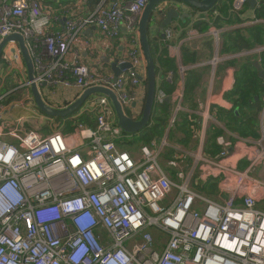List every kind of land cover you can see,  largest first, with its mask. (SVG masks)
Returning <instances> with one entry per match:
<instances>
[{
  "label": "built area",
  "instance_id": "2783aa9c",
  "mask_svg": "<svg viewBox=\"0 0 264 264\" xmlns=\"http://www.w3.org/2000/svg\"><path fill=\"white\" fill-rule=\"evenodd\" d=\"M149 1H104L51 31L52 15L40 0H0V43L12 34L25 38L39 86L79 92L110 87L124 107L135 104L133 117L140 118L148 85L138 24ZM245 2L237 0L235 10ZM90 26L107 40L125 27L132 33L127 74L115 80L101 66L79 62V55L68 57ZM166 33L171 39V30ZM212 34L216 53L208 94L195 92L200 122L194 150L169 143L168 132L184 110L182 87L167 134L159 143L141 145L137 157L117 143L125 132L106 96L95 108L96 129L80 124L73 135L28 132L0 115V264H264V136L256 142L239 138L232 152L225 144L217 157L204 152L215 118L211 109L219 104L213 93L217 68L231 58L220 51L219 31ZM2 58L13 68L24 66L18 42L7 43ZM206 64L180 69L197 71ZM166 98L157 88L156 102ZM211 181L222 196L205 194Z\"/></svg>",
  "mask_w": 264,
  "mask_h": 264
},
{
  "label": "crops",
  "instance_id": "0c3cea01",
  "mask_svg": "<svg viewBox=\"0 0 264 264\" xmlns=\"http://www.w3.org/2000/svg\"><path fill=\"white\" fill-rule=\"evenodd\" d=\"M104 1L112 3L117 0ZM236 1L237 0H222L220 7L216 6L214 11L201 13L196 10H191L190 7H187L186 5H180L175 1L166 0L164 2L167 5L175 6L181 13H189L190 17L186 16L184 20H175L173 24L165 30L161 29L160 20H158V25H153L150 34V40L153 42L154 49L157 53L156 58L158 60V67L160 68L157 75V85L161 86V84L167 82L172 84V86L177 84V87L184 88L186 71L195 72L196 70H186L181 72L180 66L183 65L184 67L190 68L195 63L203 61L207 64L196 71L200 76V81L195 90V92L203 98L208 94L210 61L216 53V43L212 31H219L220 51L222 46H225V40L228 41L226 48L229 49V53H227V55H231V58L224 63L222 62L217 68V80L213 93L217 97L219 104L215 103L212 106L211 113L215 118L209 125L210 127H216L221 130V133H217L213 139L218 144L215 153L220 150V147L224 148L225 144L228 145V149L232 152L234 150L233 146L239 138L256 142L261 140L264 136V77L260 75V70L255 65L256 62H259L264 71V50L260 52L255 51L259 47H264V44H262L264 43V17L258 15V11L261 9L264 0H256L255 4H251L246 0L240 10H235L234 8ZM43 2L44 5H42L45 10L51 14L53 18L49 28L51 31L60 30L68 20H79L92 12V9L88 5L89 0H44ZM224 6V11H221V8ZM226 11L228 14L225 15L224 13ZM215 21L218 23L217 28L212 27L213 22ZM205 24H210L209 26L211 28L205 32L199 31ZM167 30H171L172 32L171 39L167 36ZM182 33H186V37L179 40ZM131 38L132 33L128 31L126 27L118 38L107 40L99 27L90 26L84 29L79 35L77 43L71 47L67 55L69 58L79 55V62L93 64L92 66L99 65L103 68V73L108 69L105 74L114 76L115 73L111 65L112 62L119 61L118 65L126 61L130 62L129 51L131 48ZM209 40L210 42H208ZM186 44H189V47L197 52L198 60L194 63L191 62L184 65L182 62V49ZM244 45L247 46L237 50L234 49L235 47H242ZM248 46L250 47L248 48ZM178 52H180V57L177 55ZM160 57L164 59V61H167L168 59L172 60L170 66H173L174 69L169 70L166 76H164L167 72L166 66L161 62ZM248 63H252L255 68V71L252 70V73L257 74L260 79L258 80L257 85L254 86V89L251 88L253 90V98L251 92L250 95L252 99L248 96L242 103H238L240 107L234 112L235 102L233 97L230 98V95L236 91L234 97L235 99H239V93H241L243 85L247 83L246 80L243 81V75L244 78H247L248 75L254 77L250 71H242V67L249 69L247 66ZM7 67L10 69L9 71L13 69L17 70L21 76L23 75L22 71H24L28 78L25 63L23 67L19 64V68H13L9 65ZM8 69H6V71ZM129 70L130 69H124L122 73L127 74ZM169 74L172 75L171 79L169 78ZM239 81L240 87L238 92L237 87ZM167 87L168 89H171V86L168 85ZM126 89L128 92H132L133 86L130 83H127ZM51 91H56V94L52 95ZM195 92L191 99L188 100V102H184L183 105L184 113L198 116L192 122L193 141L191 142L190 140L186 143V141H184L186 138L185 134L177 128H173L172 133L167 130L164 134L165 136L168 132L169 140L172 143H181L180 145H183L190 150L196 149L198 145L196 134L200 122V115L197 112L198 106L195 103ZM42 93L50 104L56 107H64L73 102L82 92H79L76 88L63 89L61 86H58L57 88L46 86L42 88ZM22 94H24L23 97H17L13 102L9 99L6 102L4 101L3 103H0V115H3L4 117V115L13 111L15 108H25L23 110L27 112V116L31 119L32 126L33 122L37 120H40L43 123V120L47 117L52 119L46 114L39 112L33 103L35 109L39 113L47 116L40 118L37 117L35 109L30 105L31 102H34L30 87H26L25 92ZM5 95L6 94L0 96V101L1 97L4 98ZM99 98V95L91 97L87 101V106L97 109V101ZM171 100L172 99L168 102H171ZM24 101L29 103L27 107L24 106ZM134 106L135 104L128 105V110L127 106L125 107L127 113L131 116H135L136 114L133 110ZM114 120L116 121V117ZM210 132L208 134V140L210 138ZM6 140L10 142L15 141L12 137H7ZM70 142L74 144V139ZM139 144L141 146L142 143ZM119 146L122 147V145ZM126 149L129 150L128 146H126ZM134 155L137 157L139 154ZM162 160L166 163V160Z\"/></svg>",
  "mask_w": 264,
  "mask_h": 264
},
{
  "label": "trees",
  "instance_id": "16d2710c",
  "mask_svg": "<svg viewBox=\"0 0 264 264\" xmlns=\"http://www.w3.org/2000/svg\"><path fill=\"white\" fill-rule=\"evenodd\" d=\"M103 2H104V0H89L88 5L92 9V12H94V10ZM221 2H222V0H220L216 6L220 7ZM106 3L109 4L110 2L109 3L106 2ZM214 8H216V7H214ZM214 8L210 11H214ZM224 9H225V6L221 8V11H224ZM224 14L226 15V14H228V12L226 11ZM258 15L260 17H264V2L262 3L261 9L258 11ZM209 25L210 24H205L199 31L205 32L206 30H209V28H211ZM217 26H218V23L216 21L213 22L212 27L217 28ZM185 37H186V33H182L179 40H182ZM150 42H151V40H150ZM208 42H210V40ZM227 44H228V41L225 40V46L223 45L222 49H221V53L223 52L222 54L227 55V53H229V49L226 48ZM262 44H264V43H262ZM246 46L247 45H244L242 47H235L234 49L237 50V49H240V48H243ZM249 47L250 46H248V48ZM151 50H152V53H153V56H154V59L156 62V71H157V75H158L160 68L158 67L159 66L158 60L156 58L157 53L154 49L153 42H151ZM247 50H249V49H247ZM160 59H161V62L166 66L167 72L164 75V76H166V74L169 72V70L174 69L173 66H170L172 63V60L168 59L167 61H164V59H162L161 57H160ZM197 60H198L197 52L192 50L189 47V44H186L182 49V62H183V64L187 65L191 62L194 63ZM7 66H8L7 62L4 61L3 58H1V61H0V81L1 80H4V81L2 82L3 87L0 90V96H2L4 94H6V95L4 98L1 99L0 103H3L4 101L6 102L9 99H11V101L13 102V101H15V99L17 97H19L17 93L22 94L24 92V91L20 92L18 90H14V89L19 87L17 85L20 84V82H16V81L21 80V77H22L21 74L15 69H13V71L10 72ZM247 66L249 67V69H245L242 67V71H250V73H252V70L255 71V68L253 67L252 63H248ZM6 69H8V70L6 71ZM15 75H17L16 78H15ZM253 75H254V77L248 75L247 78H244V75H243L242 79H243V81L246 80L247 83L245 85H243V87L241 89V93H239V96H240L239 99H237V98L235 99V97H234V94L236 91H234L230 95V98L233 97L234 102H235L234 112H236L238 107H240V105L238 103H240V102L242 103L244 100H246V98L248 96H250V98H251V95H250L251 92H252V98H253V90L251 88L254 89V86L257 85V82L260 79L257 74H253ZM199 81H200V76L196 73V71L195 72L194 71H186V79H185V85H184V102H186V101L188 102V100L191 99L193 93L196 90V87L199 85ZM240 81H239V85L237 87L238 92H239V87H240ZM168 85L171 86L170 87L171 89H168V87H167ZM158 89L164 90L165 93L167 94V96H169L170 99H172L171 102H168L166 100L163 103L156 102L154 104V108L152 111V119H151L150 125L147 128L140 131L139 133H135L132 135L125 132V135L117 140V143H119V145H122V147H123V148L121 147L122 149L127 150L126 146L129 147L130 145H132L134 143H142L141 145L151 144V142L154 139H158L156 141L159 143L161 141V139L163 138V136H164V134L167 131V128L169 126L170 119L174 113V108L177 104L175 96L180 92V87L179 86L177 87V84H175V86H172V84L164 82L163 84H161V86H158ZM8 93H10V94H8ZM184 102H183V105H184ZM83 107H84V105L80 109H78L77 111H75L74 113H72L71 115L66 116V117H58V118L57 117H51V118H53L52 119L53 122L57 124L55 126L54 130H61L67 135H73L76 133L77 127L80 124L87 126V127L96 128L97 127V111L93 107L83 111L82 110ZM39 112H41V111H39ZM41 113H43V112H41ZM197 117L198 116H195L193 114L184 113L183 111H180L178 113L176 124H175L174 128L179 129L180 131H182L185 134L186 138L184 139V141H186V143H188L190 140H191V142L193 141V134H192V124L193 123L192 122ZM116 122H117V119H116ZM197 126H198V124H197ZM172 129L170 130L171 133H172ZM209 132H210V138L208 140ZM171 133H170V135H171ZM217 133H221V130L217 129L216 127H210L209 126L208 131H207V140L205 143L204 152H205V154H207L211 157H217L223 149V147H220V150L215 153V150H216L218 144L213 139ZM123 143H124V145H123ZM206 191H208L210 194L216 192L217 191L216 181H211L209 189L208 190L206 189Z\"/></svg>",
  "mask_w": 264,
  "mask_h": 264
},
{
  "label": "water",
  "instance_id": "95a60500",
  "mask_svg": "<svg viewBox=\"0 0 264 264\" xmlns=\"http://www.w3.org/2000/svg\"><path fill=\"white\" fill-rule=\"evenodd\" d=\"M164 1L166 0H150L146 8L144 9L138 24L139 38L141 43L142 52L146 61V81L148 85L147 97L143 114L140 118L129 115L120 101L116 91L110 87L103 85H95L85 89L73 102L64 106L56 107L50 104L42 93V88L47 86L44 83L43 86H39L35 82V65L33 58L31 57L29 50L25 43V38L20 34H12L2 40L0 43V61L2 58L3 50L7 43L18 42L23 56V60L28 72V82L30 83V91L33 95L34 104L37 109L49 117H66L80 109L87 101L93 96H106L110 99L112 106L115 111L117 123L122 127L124 132L129 134L139 133L150 125L152 119V111L154 104L156 103L157 93V71L156 62L151 50L150 34L153 25H158L160 20L161 29L165 30L171 26L175 20H184L185 17H190L189 13H181L178 8L172 5H167ZM179 3L180 5H186L191 10H196L201 13L209 12L212 10L220 0H171ZM249 3L255 4L256 0H248ZM90 30V28H89ZM119 61L112 62V68L114 70V79L116 80L122 75L124 69H130L132 67L131 62L126 61L118 65ZM255 65L260 70V75L264 77V71L259 62ZM143 78V77H142ZM170 98L167 97L166 101ZM98 99L97 102H99Z\"/></svg>",
  "mask_w": 264,
  "mask_h": 264
},
{
  "label": "rangeland",
  "instance_id": "374dc122",
  "mask_svg": "<svg viewBox=\"0 0 264 264\" xmlns=\"http://www.w3.org/2000/svg\"><path fill=\"white\" fill-rule=\"evenodd\" d=\"M41 3L44 5V0H40ZM10 70V69H9ZM25 70V69H24ZM13 70H11L10 72H12ZM108 71V69H107ZM107 71H105V73H107ZM23 75H22V78L20 81H16V82H20V84H18L17 86H19L18 88H16V90L20 91V92H25V89L26 87H30V85L28 84V78H27V75L25 74L24 71H22ZM100 72H104L103 71V68L100 69ZM17 77V75H15V78ZM3 87V84L1 85L0 84V90L1 88ZM23 92V93H24ZM19 97H23L24 94H21V93H17ZM25 102V107H27L29 105V103H26ZM34 102H31V106L35 109L34 107ZM23 107V106H21ZM25 109V108H23ZM23 109H20V108H15L13 111L9 112L8 114L4 115V121H9L10 123H12L14 126H19L21 128H24L26 131L28 132H31L33 130H35V128H38L42 133H49L50 131L54 130L55 126L57 125L56 123L53 122V118L50 119L48 118L47 116L39 113L36 109V113H37V117H47L43 120V123L40 121V120H37L35 122H33V126H32V122H31V119L27 116V112H25ZM87 109H90L89 106H87V103L84 105V107L82 108L83 111L87 110ZM127 110H128V106H127ZM21 119V121H20ZM49 120V121H48ZM48 126V127H47ZM169 143L171 144H174L172 143L170 140H169ZM140 144L139 143H134L132 145H130L128 147L129 151L134 153V154H139L140 152ZM133 150V151H132ZM173 151L171 150V152L167 155H163L162 156V159L164 160H167L169 158H172L173 157ZM209 188H207L208 190ZM205 194L209 197H213V198H216L217 196H222L223 193L220 191V189L217 188V191L214 192V193H209L208 191H204ZM155 232V231H153ZM110 241V240H109Z\"/></svg>",
  "mask_w": 264,
  "mask_h": 264
}]
</instances>
